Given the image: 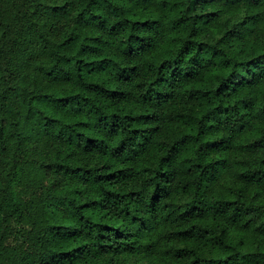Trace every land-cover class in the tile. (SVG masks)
Returning a JSON list of instances; mask_svg holds the SVG:
<instances>
[{
    "label": "trees",
    "instance_id": "obj_1",
    "mask_svg": "<svg viewBox=\"0 0 264 264\" xmlns=\"http://www.w3.org/2000/svg\"><path fill=\"white\" fill-rule=\"evenodd\" d=\"M0 264H264V0H0Z\"/></svg>",
    "mask_w": 264,
    "mask_h": 264
}]
</instances>
